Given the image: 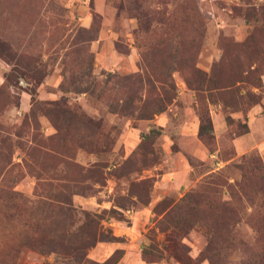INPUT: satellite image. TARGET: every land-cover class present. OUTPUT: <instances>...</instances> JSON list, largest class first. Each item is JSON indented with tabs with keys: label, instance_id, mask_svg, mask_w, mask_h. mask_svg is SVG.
Listing matches in <instances>:
<instances>
[{
	"label": "rangeland",
	"instance_id": "rangeland-1",
	"mask_svg": "<svg viewBox=\"0 0 264 264\" xmlns=\"http://www.w3.org/2000/svg\"><path fill=\"white\" fill-rule=\"evenodd\" d=\"M262 216L264 0H0V264H242Z\"/></svg>",
	"mask_w": 264,
	"mask_h": 264
},
{
	"label": "trees",
	"instance_id": "trees-1",
	"mask_svg": "<svg viewBox=\"0 0 264 264\" xmlns=\"http://www.w3.org/2000/svg\"><path fill=\"white\" fill-rule=\"evenodd\" d=\"M138 83H139V79L137 82H135V79H134V87H136V84ZM195 90H198V89L195 88ZM133 100L134 99H131L130 102L125 105L126 107L124 106V109L126 108L127 110H131L132 112L136 111L134 110L136 108V105L132 104ZM120 109H119V112H120ZM198 136L201 140H205V139L209 140L211 136L210 122L208 121V119H206V117L205 118H202V116L200 117V125L198 127ZM7 195L8 196L6 198L7 199L6 201L9 203H11L10 202L11 200L14 201V199L17 198L14 191L7 193ZM52 201H55L54 205L51 204ZM41 205H42V209H44L45 211H46V208H48L50 213H53L54 215H58V216L64 215L65 217L70 218V212L72 210L69 209L68 207L70 205V199H68L66 196L63 197L59 195V197H53V198L46 197V200L41 202ZM259 225H260L259 226L260 231L257 232L258 236L255 240L256 246L254 244L253 249H251L250 251L244 252V254H246V257H244V260H243L244 263L242 264H264V217L263 216L260 218ZM216 234L217 233H213L207 237L205 247L200 252L201 260H206L209 264H221L220 251H221V244L223 241ZM35 241L37 240L34 238L28 239V242L30 245L35 243ZM44 241H46V243L41 244L42 246H50L51 244H53L52 241L49 240L48 238H45ZM88 241L90 242V238L88 239ZM89 242L83 245L81 248L72 249L71 252L66 253V255L69 257V259L72 261L73 264H92V262L89 263L88 259L86 258L85 251L84 252L82 251V249H86L91 245ZM174 255H175L174 257L176 261L179 262L180 264L184 261L183 257L186 256L184 255V252H181L179 249L175 251ZM187 260H189L188 257H187ZM187 263L188 261H185V264Z\"/></svg>",
	"mask_w": 264,
	"mask_h": 264
}]
</instances>
